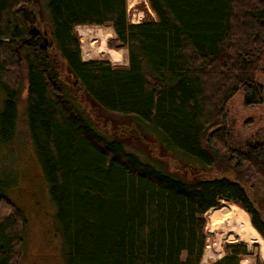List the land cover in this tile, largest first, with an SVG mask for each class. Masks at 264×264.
Wrapping results in <instances>:
<instances>
[{
    "label": "trees",
    "instance_id": "1",
    "mask_svg": "<svg viewBox=\"0 0 264 264\" xmlns=\"http://www.w3.org/2000/svg\"><path fill=\"white\" fill-rule=\"evenodd\" d=\"M148 2L157 19L133 23L127 0H37L36 14L34 0H0V141L15 135L26 69L29 129L68 264H202L205 214L223 201L264 238V137L239 147L227 134L236 94L264 101V0ZM80 25H111L109 47H126L128 66L84 61ZM91 112L132 118L195 175L129 151ZM26 222L1 187L0 264H21ZM224 251L211 264L251 254L241 242Z\"/></svg>",
    "mask_w": 264,
    "mask_h": 264
},
{
    "label": "rangeland",
    "instance_id": "2",
    "mask_svg": "<svg viewBox=\"0 0 264 264\" xmlns=\"http://www.w3.org/2000/svg\"><path fill=\"white\" fill-rule=\"evenodd\" d=\"M34 2L32 11L36 14L39 5L37 0ZM127 7L128 17L133 23L157 19L148 0H127ZM76 32L81 47L84 43L88 44L96 51V56H100L101 59L98 60L109 61L116 66H128L129 52L126 56L127 60L120 64L114 63V59L109 54L110 51L126 48L109 47V41L116 37L111 25H80L76 27ZM22 73V101H19L17 106L18 120L15 135L10 141H0V188L2 187L8 198L15 202L27 217L20 246L21 264H68V249L63 237V227L58 218V209L52 201L50 186L39 163L29 129L25 100L27 92L24 89V83H27L26 69ZM258 81L264 87V72L258 74ZM3 101L4 93L0 89V112ZM228 113L227 134L230 144L244 147L248 142L264 137V101L260 104L246 105L244 94L240 92L230 101ZM91 115L103 130L116 133L127 140L128 150L138 152L144 160L151 162L159 160L168 170L186 177L195 175L193 168L199 167L195 162L192 164L193 162L181 159L179 154L164 152L153 136L138 126L132 118L109 113L95 115L91 112ZM100 116L105 119L101 120L102 123L99 122ZM226 209L234 212L235 215L240 209L246 213L238 205L223 201L219 207L212 208L205 214L207 245L204 255L205 258L209 257V262L222 257L226 243L245 241L234 239L236 233L234 227L237 228L238 225L236 226L237 223L233 220L235 215L227 214ZM215 210L222 214L217 221L211 218L212 211ZM253 252L249 257L255 262L261 261L258 248H253ZM244 259L247 260V257L242 259L241 264H245Z\"/></svg>",
    "mask_w": 264,
    "mask_h": 264
},
{
    "label": "crops",
    "instance_id": "3",
    "mask_svg": "<svg viewBox=\"0 0 264 264\" xmlns=\"http://www.w3.org/2000/svg\"><path fill=\"white\" fill-rule=\"evenodd\" d=\"M91 46H92V44H91ZM81 49H82V58H83L84 61L101 59V58H99L100 56H96V51H94L88 44L84 43V45H82ZM101 52H103V51H101ZM116 52H118L120 56H119V59L114 60L115 61L114 63L120 64V63L125 62L127 60L126 56L128 55V50L126 48H122V49H120L119 51H116ZM238 211H239L241 216L243 215L242 218L243 217L246 218L248 229H250L252 231V232H249V233H252V236L249 235V233H247V232H245L242 235L244 237L245 236H249V238H244L245 241H242V243L244 242V244H246L248 246V249L251 252V254L243 256V258L247 257V260L244 259L243 263H245V264H257V262H255V260H253L252 257H249V256L253 255V253H254L253 252V248H255V247L258 248L259 254H260V259L264 263V238L253 227V225L251 223V220H250L249 214L247 212L246 213L243 212L241 209L238 210ZM241 231H242V227H241ZM235 232H236V230H235ZM242 236L238 232H236L235 236H234V239L242 240L243 239ZM223 254L225 255L224 251H223ZM223 254H222V256H224ZM205 261H207L206 264H211L212 262H214L216 260L209 262V257L205 258V255H204L203 264H205ZM241 262H242V260H241Z\"/></svg>",
    "mask_w": 264,
    "mask_h": 264
},
{
    "label": "bare ground",
    "instance_id": "4",
    "mask_svg": "<svg viewBox=\"0 0 264 264\" xmlns=\"http://www.w3.org/2000/svg\"><path fill=\"white\" fill-rule=\"evenodd\" d=\"M103 48H104V46H103ZM104 51V50H103ZM109 54L112 56V58L114 59V60H117V59H119V53L118 52H116V51H110L109 52ZM220 209V208H219ZM226 212H227V214L229 213L230 215H235L234 214V212H232V211H230L229 209L228 210H226ZM220 213L221 212H217L216 210L215 211H212V214H211V218H212V220L213 221H217V220H219L222 216V214L220 215ZM237 213V212H236ZM243 216V215H242ZM242 216L240 215V213L238 212L235 216H234V218L235 219H233L237 224H236V226H237V228H235V230H236V232H238L241 236L245 233V232H247V233H249V232H252L250 229H248V225H247V221H246V218L245 217H243L242 218ZM235 224V223H234ZM241 227H242V231H241ZM256 230V229H255ZM254 232V231H253ZM249 235H251L252 236V233H249ZM242 238L244 239V238H249V236H242ZM252 239V238H251Z\"/></svg>",
    "mask_w": 264,
    "mask_h": 264
},
{
    "label": "built area",
    "instance_id": "5",
    "mask_svg": "<svg viewBox=\"0 0 264 264\" xmlns=\"http://www.w3.org/2000/svg\"><path fill=\"white\" fill-rule=\"evenodd\" d=\"M208 246H210V245H208Z\"/></svg>",
    "mask_w": 264,
    "mask_h": 264
}]
</instances>
